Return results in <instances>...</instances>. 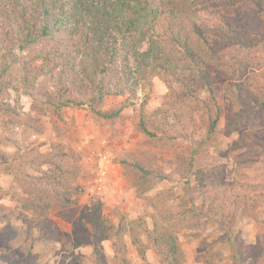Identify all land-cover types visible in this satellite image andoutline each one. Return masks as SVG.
Here are the masks:
<instances>
[{
	"label": "rangeland",
	"instance_id": "374dc122",
	"mask_svg": "<svg viewBox=\"0 0 264 264\" xmlns=\"http://www.w3.org/2000/svg\"><path fill=\"white\" fill-rule=\"evenodd\" d=\"M164 10L161 23L189 37L200 66L161 31L167 65L136 96L99 106H125L119 118L62 106L54 84L48 99L23 82L0 98V264H94L92 240L116 264L120 235L127 264H147L133 237L148 264H164L145 231L156 220L176 231L184 264H264V0H171ZM209 89L221 107L212 138ZM238 109L248 118L235 122Z\"/></svg>",
	"mask_w": 264,
	"mask_h": 264
},
{
	"label": "trees",
	"instance_id": "16d2710c",
	"mask_svg": "<svg viewBox=\"0 0 264 264\" xmlns=\"http://www.w3.org/2000/svg\"><path fill=\"white\" fill-rule=\"evenodd\" d=\"M169 1L0 0V98L14 89L13 85L23 82L30 97L34 99L36 93L43 91L42 97L48 99L45 89L54 84L57 96L63 99L62 106L87 108L105 120L119 118L125 106L113 112H104L99 106L108 97L136 96L147 75L167 65L169 49L159 40L163 34L161 31L170 36L173 47L183 48L184 53L187 51L188 61L195 67L200 66L189 37L183 43L180 40L183 33L178 26L167 27L161 23ZM9 17L15 22L17 30L14 32L13 26L7 22ZM218 23L217 27L223 28L222 21ZM191 24L197 27L195 21L192 20ZM187 89L191 95L193 89ZM209 92L210 103L216 109L208 131L209 138H212L217 133L221 107L214 90L209 89ZM231 100L235 103L234 98ZM236 101L238 106H243L242 100ZM258 103V109L264 107ZM243 115L248 118L247 113L241 114L238 109L235 122H239ZM141 130L152 139H158L156 133L148 130L145 120L141 123ZM55 166L60 173L69 172L73 167L63 163ZM36 204L31 205L34 206L33 213L42 219L46 215L45 208L40 209ZM194 210L197 213V209ZM156 221L153 230H145L154 250L164 264H184L187 254L176 231L159 227ZM18 232L13 234L17 239ZM118 237L119 241L113 244L115 263L127 264L126 244L122 235ZM101 243L102 240H92L89 244L93 250V262L109 264ZM132 243L148 264L143 241L133 237Z\"/></svg>",
	"mask_w": 264,
	"mask_h": 264
},
{
	"label": "crops",
	"instance_id": "0c3cea01",
	"mask_svg": "<svg viewBox=\"0 0 264 264\" xmlns=\"http://www.w3.org/2000/svg\"><path fill=\"white\" fill-rule=\"evenodd\" d=\"M189 257V256H188ZM189 260H190V257H189Z\"/></svg>",
	"mask_w": 264,
	"mask_h": 264
}]
</instances>
